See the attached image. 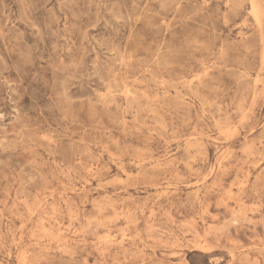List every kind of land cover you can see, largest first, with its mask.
Returning a JSON list of instances; mask_svg holds the SVG:
<instances>
[{
    "label": "rangeland",
    "instance_id": "374dc122",
    "mask_svg": "<svg viewBox=\"0 0 264 264\" xmlns=\"http://www.w3.org/2000/svg\"><path fill=\"white\" fill-rule=\"evenodd\" d=\"M0 264H264V0H0Z\"/></svg>",
    "mask_w": 264,
    "mask_h": 264
},
{
    "label": "bare ground",
    "instance_id": "6f19581e",
    "mask_svg": "<svg viewBox=\"0 0 264 264\" xmlns=\"http://www.w3.org/2000/svg\"><path fill=\"white\" fill-rule=\"evenodd\" d=\"M107 242V241H106Z\"/></svg>",
    "mask_w": 264,
    "mask_h": 264
}]
</instances>
